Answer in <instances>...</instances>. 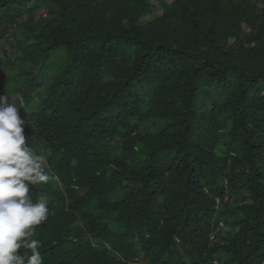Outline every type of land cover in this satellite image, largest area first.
<instances>
[{
	"label": "trees",
	"instance_id": "1",
	"mask_svg": "<svg viewBox=\"0 0 264 264\" xmlns=\"http://www.w3.org/2000/svg\"><path fill=\"white\" fill-rule=\"evenodd\" d=\"M12 34L44 264H264V0H0Z\"/></svg>",
	"mask_w": 264,
	"mask_h": 264
},
{
	"label": "clouds",
	"instance_id": "2",
	"mask_svg": "<svg viewBox=\"0 0 264 264\" xmlns=\"http://www.w3.org/2000/svg\"><path fill=\"white\" fill-rule=\"evenodd\" d=\"M23 105L19 94L0 95V264H44L34 236L51 210L45 195L33 199L30 191L52 177L46 157L26 142Z\"/></svg>",
	"mask_w": 264,
	"mask_h": 264
},
{
	"label": "rangeland",
	"instance_id": "3",
	"mask_svg": "<svg viewBox=\"0 0 264 264\" xmlns=\"http://www.w3.org/2000/svg\"><path fill=\"white\" fill-rule=\"evenodd\" d=\"M153 2H156V0H153ZM154 13H160L162 11V7L157 5L154 9H152ZM45 8L41 7L38 9L37 12H35L36 18L40 16L45 15ZM152 12V14H154ZM151 16V14H150ZM148 15L147 18H150ZM19 35H8L7 37H4L0 41V58L8 60V71L4 72V64L2 61H0V72H4L5 78L4 82L8 83L9 91L8 96L11 98L17 94L23 96L25 85L22 84V86L19 85V79L21 78L22 69H24V66L18 65L20 63L19 58L23 53H26L28 51V48L26 45H20L19 43L15 42V38H18ZM48 53H50L48 59L45 61V63L40 64V67H50V70H53V68L57 67L64 59L67 60V54L62 48L49 50ZM12 67V69H11ZM25 67L29 69V64L25 63ZM35 71V70H34ZM34 75H36V72L31 74H27L22 76L24 79L23 82L27 84L28 88L30 85H35V92H38L41 89L36 88L42 81V77L38 76L36 79H34ZM3 81L0 82V88L2 90V84ZM31 91V90H30ZM7 92V91H6ZM44 92V89H43ZM3 94V92L1 93ZM7 96V94H5ZM36 95V94H34ZM33 98V97H32ZM223 230L226 229L225 223H223V226L221 227Z\"/></svg>",
	"mask_w": 264,
	"mask_h": 264
}]
</instances>
